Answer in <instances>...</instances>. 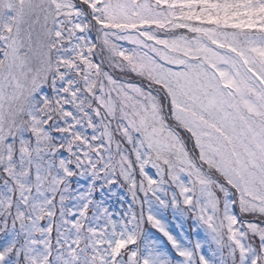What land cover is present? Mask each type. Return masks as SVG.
Instances as JSON below:
<instances>
[{"label": "snow or ice", "instance_id": "6c2138e0", "mask_svg": "<svg viewBox=\"0 0 264 264\" xmlns=\"http://www.w3.org/2000/svg\"><path fill=\"white\" fill-rule=\"evenodd\" d=\"M0 264H264V0H0Z\"/></svg>", "mask_w": 264, "mask_h": 264}, {"label": "rangeland", "instance_id": "374dc122", "mask_svg": "<svg viewBox=\"0 0 264 264\" xmlns=\"http://www.w3.org/2000/svg\"><path fill=\"white\" fill-rule=\"evenodd\" d=\"M153 232H155V230H153Z\"/></svg>", "mask_w": 264, "mask_h": 264}]
</instances>
